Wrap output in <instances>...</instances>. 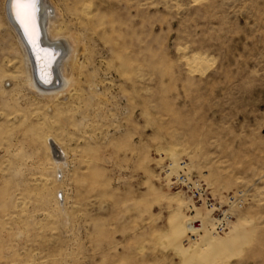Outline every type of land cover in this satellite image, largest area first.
<instances>
[{"label": "rangeland", "instance_id": "1", "mask_svg": "<svg viewBox=\"0 0 264 264\" xmlns=\"http://www.w3.org/2000/svg\"><path fill=\"white\" fill-rule=\"evenodd\" d=\"M52 2L79 58L56 98L0 0V264H264V0ZM181 172L243 201L228 231ZM206 234L228 246L186 260Z\"/></svg>", "mask_w": 264, "mask_h": 264}, {"label": "bare ground", "instance_id": "2", "mask_svg": "<svg viewBox=\"0 0 264 264\" xmlns=\"http://www.w3.org/2000/svg\"><path fill=\"white\" fill-rule=\"evenodd\" d=\"M82 3L83 1H81ZM17 4H19V8ZM83 5L85 6V4ZM90 6H92V3ZM86 7L88 8V6ZM18 11L19 18L17 16ZM96 12H99V10ZM84 14L86 18L79 17L78 21L81 23L79 24L94 25V16L96 17L94 11L88 10ZM7 15L25 50L26 62L30 70L29 87L42 97L56 98L64 96L73 84L72 79L68 76V69L70 67L74 68L77 65L78 50L75 40L73 41L72 38L70 39L65 34V19L63 15L58 13L52 0H8ZM98 21L95 24H98ZM104 25V22H102V27ZM98 26H100V23ZM95 28L98 27L94 25V31L96 30ZM106 30L104 28L103 31L106 32ZM113 30L112 26L111 32ZM194 60L202 62L203 57L197 56ZM54 159L55 164L58 166L65 165L66 163L65 155L62 153L59 156L55 154ZM205 224L202 223L201 226L204 227ZM240 226L241 223H237L233 231L237 230ZM176 228L179 229V227ZM189 230H193V228L185 224V228L179 229L177 232H183L181 234L186 235V232ZM228 243L225 239H218L214 236L210 237L209 234H206L193 245L189 247L180 245V247L184 248V258L189 260L202 253L223 249L228 246Z\"/></svg>", "mask_w": 264, "mask_h": 264}, {"label": "built area", "instance_id": "3", "mask_svg": "<svg viewBox=\"0 0 264 264\" xmlns=\"http://www.w3.org/2000/svg\"><path fill=\"white\" fill-rule=\"evenodd\" d=\"M171 187L178 191L186 190L187 193H191L192 197L197 200L201 205H206L207 208L211 209L214 216V231L224 233L229 230L233 220L235 219V213L233 209L243 208V201L237 198H231L227 204V210L224 206H217L215 203L208 198L205 199L204 189L202 184L193 179L190 175L181 172L178 176H175L171 182Z\"/></svg>", "mask_w": 264, "mask_h": 264}, {"label": "snow or ice", "instance_id": "4", "mask_svg": "<svg viewBox=\"0 0 264 264\" xmlns=\"http://www.w3.org/2000/svg\"><path fill=\"white\" fill-rule=\"evenodd\" d=\"M17 7L19 8V4H17ZM33 7H34V5H33ZM17 16L19 18V11L17 12Z\"/></svg>", "mask_w": 264, "mask_h": 264}, {"label": "water", "instance_id": "5", "mask_svg": "<svg viewBox=\"0 0 264 264\" xmlns=\"http://www.w3.org/2000/svg\"><path fill=\"white\" fill-rule=\"evenodd\" d=\"M37 77H38V73H37Z\"/></svg>", "mask_w": 264, "mask_h": 264}]
</instances>
